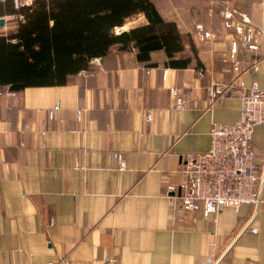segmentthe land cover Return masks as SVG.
Segmentation results:
<instances>
[{"label":"crops","instance_id":"crops-1","mask_svg":"<svg viewBox=\"0 0 264 264\" xmlns=\"http://www.w3.org/2000/svg\"><path fill=\"white\" fill-rule=\"evenodd\" d=\"M195 4L161 0L159 11L192 33L201 68L163 67L161 53L152 55L158 66L147 68L134 50L113 48L91 61L92 72L69 75L64 85L11 95L0 87V264H105L107 258L116 260L111 264H199L210 258L264 264V183L257 208L221 207L207 217L174 212L166 195L167 184L181 181L176 170L183 155L208 149L211 124L240 116L239 93L221 97L213 89L237 75L245 87L256 83L264 89L263 55L254 71L255 55L240 52V73L232 70V35L220 11L216 25L205 21L214 39H195L196 22L188 11ZM221 4L260 25L264 0ZM137 16L143 19L139 25L146 23ZM4 20L5 34L14 26ZM125 24L120 31L138 26ZM178 97L185 101L179 109ZM56 104L60 108L49 119ZM260 128L262 137L254 139ZM263 133L261 126L254 130L257 150Z\"/></svg>","mask_w":264,"mask_h":264},{"label":"trees","instance_id":"trees-1","mask_svg":"<svg viewBox=\"0 0 264 264\" xmlns=\"http://www.w3.org/2000/svg\"><path fill=\"white\" fill-rule=\"evenodd\" d=\"M196 3L188 10L195 22L206 25L210 19L216 25L219 0ZM160 5L161 0H31L16 8L13 0L0 1V17L12 15L14 26L0 33V87L18 92L64 85L69 75L92 72L91 61L113 48L134 50L136 61L147 68L158 66L154 53L163 55V67L201 68L192 33L166 20ZM139 14L146 23L115 31ZM256 153L259 160L261 150Z\"/></svg>","mask_w":264,"mask_h":264},{"label":"built area","instance_id":"built-area-1","mask_svg":"<svg viewBox=\"0 0 264 264\" xmlns=\"http://www.w3.org/2000/svg\"><path fill=\"white\" fill-rule=\"evenodd\" d=\"M3 1V0H0ZM16 8L24 4L19 0H13ZM228 3V0H225ZM261 23L255 26L250 17L241 11L230 8L227 5L220 10L223 26L228 30L232 38L229 42L227 59L231 63L232 70L240 73V52H248L255 55L251 68L255 71L260 57L264 56V11ZM13 18L12 15L4 16ZM22 19V16H19ZM193 33L198 42L205 43L213 40L214 32L203 23L194 24ZM263 50V54H261ZM82 70L79 74H86ZM198 76L203 73L198 71ZM238 75L221 87H215L213 93L224 97L226 93H239L240 116L230 124L212 123L209 129V147L203 152H190L184 154V161L176 170L181 176V181L165 186L166 195L170 199L174 212H200L203 217L216 214L221 207H231L238 210L242 205L257 208L262 203V189L264 183V144L261 150V158L258 160L256 147L252 142L255 128L261 126L264 129V89L258 88L253 83L249 88L243 82H237ZM173 95L178 94L175 88L170 89ZM11 95V91H7ZM184 99H176V108L184 106ZM60 108L56 104L48 112L49 119ZM77 120L82 118V110H76ZM150 120V114L147 115ZM264 135V133H263ZM1 180V177H0ZM255 232L256 229L252 228ZM214 247L215 243L210 242ZM115 259H106L105 264L114 263ZM63 261L60 260L58 264ZM219 259H208L199 264H218ZM48 264H53L48 262Z\"/></svg>","mask_w":264,"mask_h":264},{"label":"rangeland","instance_id":"rangeland-1","mask_svg":"<svg viewBox=\"0 0 264 264\" xmlns=\"http://www.w3.org/2000/svg\"><path fill=\"white\" fill-rule=\"evenodd\" d=\"M24 1H26V0H21V2H24ZM222 1L223 0H219V3H218V8H223V6H222ZM141 20H143L142 19V17H141V19H140V17H138V16H134V17H132V18H130L127 22H126V24H125V28L126 27H131V26H133V25H139L142 21ZM123 27V26H122ZM117 31H120V28H118L117 29ZM116 31V32H117ZM259 136L260 137H262V128H260V129H257V132L255 133V136H254V139L255 138H259Z\"/></svg>","mask_w":264,"mask_h":264},{"label":"water","instance_id":"water-1","mask_svg":"<svg viewBox=\"0 0 264 264\" xmlns=\"http://www.w3.org/2000/svg\"><path fill=\"white\" fill-rule=\"evenodd\" d=\"M4 22H5L4 18L3 17H0V26H3L4 25Z\"/></svg>","mask_w":264,"mask_h":264}]
</instances>
